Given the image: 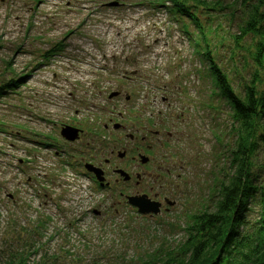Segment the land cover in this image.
I'll list each match as a JSON object with an SVG mask.
<instances>
[{
  "label": "rangeland",
  "instance_id": "1",
  "mask_svg": "<svg viewBox=\"0 0 264 264\" xmlns=\"http://www.w3.org/2000/svg\"><path fill=\"white\" fill-rule=\"evenodd\" d=\"M109 1L0 0V86L21 77L0 96V264L147 261L186 240L191 217L213 209L232 173V107L218 94L210 64L238 97L254 74L261 92L264 70L252 57L258 38L249 33L238 45L232 38L249 10L233 4L231 15L215 14L206 45L187 16L176 22L164 8L151 11L138 0L105 7ZM258 13L264 18V4ZM198 19L207 26L205 15ZM69 121L84 130L72 144L58 131ZM137 129L159 134L144 144L128 140ZM43 135L58 141L46 148ZM149 143L157 149L145 154L150 162L129 164L134 146ZM255 147L251 174L264 190V144ZM89 157L108 171V189L80 166ZM110 158L129 182H114L103 163ZM142 194L162 202L159 214L142 216L128 204L126 196Z\"/></svg>",
  "mask_w": 264,
  "mask_h": 264
},
{
  "label": "trees",
  "instance_id": "2",
  "mask_svg": "<svg viewBox=\"0 0 264 264\" xmlns=\"http://www.w3.org/2000/svg\"><path fill=\"white\" fill-rule=\"evenodd\" d=\"M167 2L172 11L192 21L199 33V41L206 45V28L212 25L215 14L231 15L234 10L229 9L233 4L249 10L246 22L238 29L239 34L232 38L238 45L243 36L254 34L258 40L252 57L264 70V18L258 13L263 0L255 3L251 0H148L155 8L165 7ZM198 12L205 15L207 26L198 19ZM208 53L207 48L203 54L210 58ZM210 66L218 94L232 107L236 133L231 154L232 173L220 184L213 209L191 217L185 230L187 238L180 246L165 253L154 252L147 261L129 264H264V190L255 184L250 168L255 146L258 142L264 144V84L259 92L256 85L261 80L254 74L246 83L243 96L238 97L226 75L213 62ZM20 79H11L0 86V96L8 89L16 88ZM248 213L254 214L252 219L247 218Z\"/></svg>",
  "mask_w": 264,
  "mask_h": 264
},
{
  "label": "flooded vegetation",
  "instance_id": "3",
  "mask_svg": "<svg viewBox=\"0 0 264 264\" xmlns=\"http://www.w3.org/2000/svg\"><path fill=\"white\" fill-rule=\"evenodd\" d=\"M117 94L115 95V97L116 96H119V92H116ZM124 100H126V102H128V101H130V96L129 95H125V99ZM75 114H77V113H75ZM117 116L118 117H120L121 118V114H120V112L118 113L117 112ZM159 117L160 116H157V115H155V118H153L154 120L156 119V120H158L159 119ZM71 120H73V119H71ZM147 121H149L148 119H146V122ZM70 123L69 124H62V123H60V126H58V128L60 129V130H58L59 131V135H60V132H61V130H62V128L64 127V126H70V127H73V128H75V129H77L78 130V137H77V139H75L74 141H67V140H65L61 135V138L64 140V141H66L68 144L69 143H74V142H77V141H80V139L82 138V135H84L83 133H84V130L80 127V122H81V120H80V122L79 123H77V124H72V121H69ZM150 124L152 123V122H149ZM153 125H155V122H153L152 123ZM151 124V125H152ZM55 127H57V124H53ZM108 128V125H106V124H103L102 125V128H101V131H102V133L104 132V130H106ZM112 128L114 129V130H122V129H125L124 128V126L123 125H120L119 123H113V125H112ZM135 132H136V134H133V133H128L127 134V136H126V138L128 139V140H130V141H132V142H136V141H139V142H141L142 144H144L146 141L148 142L149 141V139H150V137H152V136H155V137H157L158 136V134H159V132L158 131H156V132H151V131H148V129H145V130H140V129H137V130H135ZM138 132H140V134L138 133ZM44 137H45V140L48 138L49 139V142H47L48 144L47 145H45L46 146V148H50V147H53V146H50L51 145V143H53V144H55L54 142H57L58 140H56V139H52V137H50L49 135H43ZM168 137H170V135H168ZM93 139V138H92ZM37 142V144H40V145H42V143L41 142H39V141H36ZM82 144H85V143H82ZM85 145H88V144H85ZM134 147H136L137 149H138V147L137 146H134ZM151 148H152V150H151ZM92 149H94V148H92ZM136 149V151H137V155L135 154H133L132 156H131V158H130V160H128V163L129 164H131V165H133V164H135V162H136V160H138L139 162V164L140 165H146V164H148L149 162H150V158L147 156V155H149V156H151V153L152 152H157V149L153 146L152 147V144H147V145H145V148L143 149L142 148V151L140 150H137ZM77 152L78 153H83V151L82 150H77ZM109 154H111V155H113V154H115L119 159H123V158H125L126 157V154L127 153H125V150H123V152L122 151H120L119 149H117V151L116 150H111V152L109 153ZM145 154H147V155H145ZM91 157H89L87 160H83V158H81V160H83L82 161V163H81V165L80 166H82L83 167V171L87 174V175H89V177H91L92 178V180L97 184V186L99 187V188H101V189H108L109 187H110V182L109 181H107V178H108V175L107 174H109L108 173V171L106 170V168L104 169L100 164L101 163H94V162H92V161H94L93 159L92 160H90L89 161V159H90ZM143 158H146V161L145 162H143L142 161V159ZM80 160V161H81ZM86 163H89V164H91V165H93L94 167H96V168H98V169H101V171H102V175H103V177H104V179H105V181H104V183L103 184H101V183H99L98 181H97V179L95 178V176H93L94 174L93 173H91V172H86V170H85V168H84V166L86 165ZM103 163H104V165H106V166H110V171H111V174H113V175H116L117 177L116 178H114V182H116V183H118V182H121V181H123V182H129L130 180H131V176H130V174H128V172H126V170H125V167H120L118 164H113L114 162H113V160H112V158H110V159H104V161H103ZM158 169H161V167L159 166V168ZM120 171H122L124 174H121L120 173ZM129 178V179H125V178ZM135 178L137 179V180H139L140 178H141V176H139L138 174H136L135 175ZM126 197H129V196H126ZM163 202L164 203H166L167 202V199L166 198H164L163 199ZM162 206H163V204H162Z\"/></svg>",
  "mask_w": 264,
  "mask_h": 264
},
{
  "label": "water",
  "instance_id": "4",
  "mask_svg": "<svg viewBox=\"0 0 264 264\" xmlns=\"http://www.w3.org/2000/svg\"><path fill=\"white\" fill-rule=\"evenodd\" d=\"M115 94L116 93L111 94V97ZM60 135H62L68 141H74L78 137V130L68 125L62 128ZM142 161L145 162L146 158H143ZM85 168L88 171L93 172L99 181H104V177L102 176V171L100 169L95 168L90 164L85 165ZM120 173L124 174L122 171H120ZM125 179L129 178L126 177ZM127 201L131 206L137 208L138 213L143 215H157L161 211V204L159 202L151 200L146 195L131 196L128 197Z\"/></svg>",
  "mask_w": 264,
  "mask_h": 264
}]
</instances>
